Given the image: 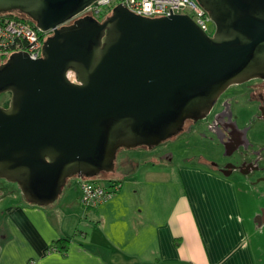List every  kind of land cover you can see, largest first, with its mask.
Returning a JSON list of instances; mask_svg holds the SVG:
<instances>
[{"label": "water", "instance_id": "95a60500", "mask_svg": "<svg viewBox=\"0 0 264 264\" xmlns=\"http://www.w3.org/2000/svg\"><path fill=\"white\" fill-rule=\"evenodd\" d=\"M94 1L0 0V12L52 30L42 57L17 51L0 64V93L11 94L0 105V179L36 205L71 175L113 171L120 147L156 146L205 117L229 85L264 77V0H198L212 36L171 8L148 17L120 3L103 21L76 17Z\"/></svg>", "mask_w": 264, "mask_h": 264}, {"label": "crops", "instance_id": "0c3cea01", "mask_svg": "<svg viewBox=\"0 0 264 264\" xmlns=\"http://www.w3.org/2000/svg\"><path fill=\"white\" fill-rule=\"evenodd\" d=\"M144 166L124 163L123 180L103 184L119 191L95 207L67 181L57 205L11 197L0 209V264H258L233 177L200 164ZM61 237L66 252L53 248Z\"/></svg>", "mask_w": 264, "mask_h": 264}, {"label": "flooded vegetation", "instance_id": "af4514ba", "mask_svg": "<svg viewBox=\"0 0 264 264\" xmlns=\"http://www.w3.org/2000/svg\"><path fill=\"white\" fill-rule=\"evenodd\" d=\"M182 131L210 141L212 156L203 157L223 175L264 173V77L229 85L205 117L186 119Z\"/></svg>", "mask_w": 264, "mask_h": 264}, {"label": "rangeland", "instance_id": "374dc122", "mask_svg": "<svg viewBox=\"0 0 264 264\" xmlns=\"http://www.w3.org/2000/svg\"><path fill=\"white\" fill-rule=\"evenodd\" d=\"M210 25L214 26V23L211 21ZM49 34H46V37ZM7 59V56L0 55V64ZM10 96L11 94L9 92L0 93V105L6 106L10 100ZM209 142L210 141L207 139L200 138L198 135H193L192 133L186 137L184 131H182L179 134L163 140L160 144L152 148V150L149 149L147 145L136 146L148 150L143 156L134 155V149L140 148L120 147L116 152V158L114 160L115 169L113 171H101L94 176H84V178L97 181L101 184H107L109 179L123 180L124 174L121 168L124 163H142L144 165L146 163L144 167L149 168L151 167L150 165L154 163H160L164 164V167L167 169H170L168 166L172 164L176 166L179 163L200 164L212 167L208 160L203 157V155L212 156ZM142 176L143 174L140 173L138 178L141 179ZM233 179L239 189L242 212L247 228L251 232L250 240L254 254L258 260V264H264V173H259L250 179H246L240 175H234ZM78 181V175H71L67 178V185L71 183L73 186H77L79 183ZM142 184V182H139L137 186L141 189ZM129 185L131 186L132 183ZM63 187L66 189L68 186ZM1 197L0 209L5 206L11 197H14L15 199L12 198L14 200L27 201L23 197L17 183L9 182L5 179H0V198ZM62 198L63 194L60 193L58 198L52 203L57 205L61 203ZM166 201L170 202V198H167ZM91 211H88V213Z\"/></svg>", "mask_w": 264, "mask_h": 264}, {"label": "built area", "instance_id": "2783aa9c", "mask_svg": "<svg viewBox=\"0 0 264 264\" xmlns=\"http://www.w3.org/2000/svg\"><path fill=\"white\" fill-rule=\"evenodd\" d=\"M120 3L132 12L148 17L167 16L171 14L169 9L171 8L173 14L189 15L208 35L212 36L215 31V26L210 25L212 20L209 12L198 0H96L76 17L90 15L103 21V18L109 16L113 8ZM49 33L52 34V30L42 32L30 23L0 17V55L9 57L14 52L26 51L33 59L42 57L43 44L46 34ZM69 77L75 80L72 71L69 72ZM79 186L83 204L86 207H95L117 193L121 185L119 182L103 185L79 177Z\"/></svg>", "mask_w": 264, "mask_h": 264}, {"label": "trees", "instance_id": "16d2710c", "mask_svg": "<svg viewBox=\"0 0 264 264\" xmlns=\"http://www.w3.org/2000/svg\"><path fill=\"white\" fill-rule=\"evenodd\" d=\"M0 17L4 19H15V20H21L27 23H30L31 25L35 26V21L26 13H23L19 10H11V11H5L0 12ZM70 240V237H61L53 242V248L58 249L62 252H66L68 242Z\"/></svg>", "mask_w": 264, "mask_h": 264}]
</instances>
